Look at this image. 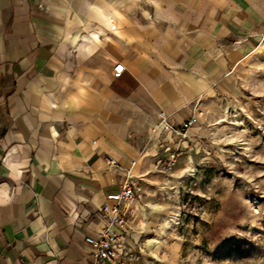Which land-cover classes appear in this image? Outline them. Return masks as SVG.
Instances as JSON below:
<instances>
[{
    "label": "crops",
    "instance_id": "0c3cea01",
    "mask_svg": "<svg viewBox=\"0 0 264 264\" xmlns=\"http://www.w3.org/2000/svg\"><path fill=\"white\" fill-rule=\"evenodd\" d=\"M61 1L0 0V264H91L106 196L166 155L158 113L184 122L264 38V0Z\"/></svg>",
    "mask_w": 264,
    "mask_h": 264
},
{
    "label": "rangeland",
    "instance_id": "374dc122",
    "mask_svg": "<svg viewBox=\"0 0 264 264\" xmlns=\"http://www.w3.org/2000/svg\"><path fill=\"white\" fill-rule=\"evenodd\" d=\"M195 107L175 170L136 181L127 264H264V38Z\"/></svg>",
    "mask_w": 264,
    "mask_h": 264
},
{
    "label": "built area",
    "instance_id": "2783aa9c",
    "mask_svg": "<svg viewBox=\"0 0 264 264\" xmlns=\"http://www.w3.org/2000/svg\"><path fill=\"white\" fill-rule=\"evenodd\" d=\"M122 64L113 70L114 77L120 78L124 73ZM202 112L195 107L188 119L179 123L172 116H168L164 111L157 115V124L152 129V134L159 135L162 141L158 150L164 151L165 157L160 158L157 166L161 167L166 174H171L176 168L179 157V144L189 139V131L199 124ZM172 140L173 147H168L167 141ZM111 164L114 160L109 159ZM132 167L136 162L131 161ZM123 186L118 193H111L106 196L105 203L101 206L99 215L103 223V228L97 236L85 237V243L91 248V264H127L131 261V247L129 237L131 234L130 221L132 209L139 202L138 190L132 177L128 176L123 182Z\"/></svg>",
    "mask_w": 264,
    "mask_h": 264
}]
</instances>
